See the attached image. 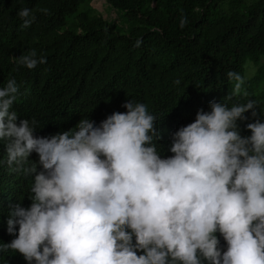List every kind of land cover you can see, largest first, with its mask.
<instances>
[{"label":"clouds","instance_id":"1","mask_svg":"<svg viewBox=\"0 0 264 264\" xmlns=\"http://www.w3.org/2000/svg\"><path fill=\"white\" fill-rule=\"evenodd\" d=\"M17 14L22 29L35 20L31 9ZM46 62L34 49L16 60L29 70ZM227 77L226 99L249 95L244 76ZM18 92L14 78L0 87V164L33 177L32 202L11 206L10 243L0 251L19 252L22 264H264V123H248L247 137L237 125L249 110L257 116V101H210L211 111L198 110L172 134L174 155L161 158L157 118L144 103L125 102L126 112L104 115L99 126L80 119L74 131L38 137L35 119L17 123ZM32 152L40 171L29 164Z\"/></svg>","mask_w":264,"mask_h":264},{"label":"trees","instance_id":"2","mask_svg":"<svg viewBox=\"0 0 264 264\" xmlns=\"http://www.w3.org/2000/svg\"><path fill=\"white\" fill-rule=\"evenodd\" d=\"M104 1L116 20L103 19L90 0H0V87L16 80L17 123L35 119L34 135L50 137L76 130L80 119L99 126L104 115L126 112L125 102H140L157 118L159 139L153 143L161 158L174 155L172 134L194 122L198 110L211 111L210 101L229 107L257 101L256 117L249 110L247 120H237L242 137L251 135L248 123H264V0ZM23 8L35 16L24 29L17 14ZM33 49L47 62L31 70L19 66L17 58ZM228 71L245 77L248 96L226 99L232 92ZM28 159L42 170L37 153ZM0 160H7L2 140ZM32 182V176L0 164V245L10 243L11 206L31 205ZM216 235L226 251L223 236ZM22 261L19 252L0 251V264Z\"/></svg>","mask_w":264,"mask_h":264},{"label":"rangeland","instance_id":"3","mask_svg":"<svg viewBox=\"0 0 264 264\" xmlns=\"http://www.w3.org/2000/svg\"><path fill=\"white\" fill-rule=\"evenodd\" d=\"M89 5H90L93 9H95L97 12H99V13L101 14V17H102L103 19H106V20H113L112 18H114V20L117 19V17H114L115 15H114L112 9H110V8H109V9H106L107 5H106V3H105L104 0H91L90 3H89ZM81 9H83L82 6H81L80 8H78L77 11H79V10H81ZM115 23H117V22H115ZM245 70H246V71H245ZM248 71H249V69H248V67H247V65H246V63H245V64H244V72H245L244 75H245V76L248 75ZM244 88H245V89L247 88L246 84L244 85ZM229 91H232V85H231V84H230V87H229ZM256 91H257V89H253V88H252V94L257 93Z\"/></svg>","mask_w":264,"mask_h":264}]
</instances>
